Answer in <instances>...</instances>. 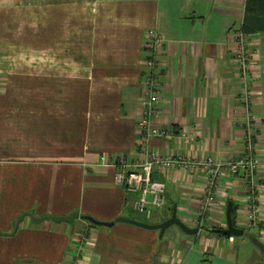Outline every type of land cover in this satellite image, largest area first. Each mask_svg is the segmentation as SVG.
<instances>
[{
    "label": "crops",
    "instance_id": "1",
    "mask_svg": "<svg viewBox=\"0 0 264 264\" xmlns=\"http://www.w3.org/2000/svg\"><path fill=\"white\" fill-rule=\"evenodd\" d=\"M246 0H0V264H264V32L252 35L248 89L261 165L260 222L238 213L248 179L226 171L212 219L198 225L203 170L155 166L166 205L147 219L115 180L122 165L143 160L138 145L141 98L152 58L145 34L158 31L163 103L148 152L225 162L244 154L245 88L238 80L233 33ZM233 203L236 227L259 252L240 260L241 241L217 235ZM161 235L117 220L158 224ZM232 208V209H233ZM72 221L53 217L72 215ZM91 216L95 224L85 218ZM225 235V234H223Z\"/></svg>",
    "mask_w": 264,
    "mask_h": 264
},
{
    "label": "built area",
    "instance_id": "2",
    "mask_svg": "<svg viewBox=\"0 0 264 264\" xmlns=\"http://www.w3.org/2000/svg\"><path fill=\"white\" fill-rule=\"evenodd\" d=\"M146 49L152 58L144 63L148 70L143 84V95L141 98L142 115L138 121L140 135L138 145L144 147V158L140 162H135L132 169H126V165L116 172L115 180L119 185H123L126 191L134 195L131 205L135 211L147 219L153 217L157 209L166 205V184L163 181L153 178L155 166L165 168L188 169L192 172L203 170L206 177L205 194L200 202L198 210V225L202 227L207 221L212 219L213 211L218 207L219 200L216 192L220 181L226 171L231 174L244 173L248 179V189L246 191L245 203L241 204L238 213L242 215L248 226L260 222L262 207L260 203L261 185L257 179V171L261 165L259 156L256 153V143L252 129L257 117L251 110V104L255 99V90L249 87L247 79L251 77V63L253 53L248 50V39L239 31H234L233 41L236 46L234 59L239 71L238 80L245 88L244 93V121L245 135L243 151L241 156L227 158L225 162L217 159L205 157H189L180 154L159 155L148 152V142L155 136L172 137L165 128L155 125L156 118L159 117L163 103V83L160 66L156 62L158 51L165 43L161 34L156 30H150L144 37Z\"/></svg>",
    "mask_w": 264,
    "mask_h": 264
},
{
    "label": "water",
    "instance_id": "3",
    "mask_svg": "<svg viewBox=\"0 0 264 264\" xmlns=\"http://www.w3.org/2000/svg\"><path fill=\"white\" fill-rule=\"evenodd\" d=\"M232 208H233V203L230 202L228 205V209H227V228L226 229H214V231H216L217 233H220V234H225V235H243L245 233L244 229L238 228L234 225L233 218H232ZM72 216H73V214L70 216H65V217H53V219L58 220V221H61L64 219L67 221H72ZM85 218L87 220L95 223V224L112 225L114 223V222H109V223L100 222L91 216H85ZM117 220L128 221V222L135 223L137 225L147 227V228L160 229L161 235L164 233V231L168 227H170L173 224L178 225L183 231H185L187 233H197L198 232V228L189 227L186 223H184L177 216L176 207H174L172 216L169 219H167L161 223H158V224L141 222V221H137V220L126 218V217H119ZM252 240L258 247H260V249H262L264 251V243L261 240H259L257 237H253Z\"/></svg>",
    "mask_w": 264,
    "mask_h": 264
},
{
    "label": "trees",
    "instance_id": "4",
    "mask_svg": "<svg viewBox=\"0 0 264 264\" xmlns=\"http://www.w3.org/2000/svg\"><path fill=\"white\" fill-rule=\"evenodd\" d=\"M235 31H239L240 33L245 35L248 41H250V37L252 35L264 32V0H246L242 26L240 29H237ZM234 215L235 210L233 208L232 218L234 225H236ZM217 235L228 237L230 236L220 233H217Z\"/></svg>",
    "mask_w": 264,
    "mask_h": 264
},
{
    "label": "rangeland",
    "instance_id": "5",
    "mask_svg": "<svg viewBox=\"0 0 264 264\" xmlns=\"http://www.w3.org/2000/svg\"><path fill=\"white\" fill-rule=\"evenodd\" d=\"M246 234L251 233L249 229H245ZM245 235H232L235 239L241 241L243 239H246V243H243L244 246L241 248V254H240V260L245 262L247 260V254L249 253V249H252L253 251L259 252L262 254V252L254 246V244L248 239V237Z\"/></svg>",
    "mask_w": 264,
    "mask_h": 264
}]
</instances>
